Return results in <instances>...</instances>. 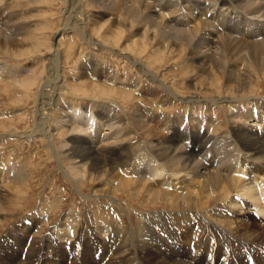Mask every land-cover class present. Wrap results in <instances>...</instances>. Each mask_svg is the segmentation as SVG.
<instances>
[{"label": "bare ground", "instance_id": "1", "mask_svg": "<svg viewBox=\"0 0 264 264\" xmlns=\"http://www.w3.org/2000/svg\"><path fill=\"white\" fill-rule=\"evenodd\" d=\"M10 1L0 0V49H14L13 51L19 54V47L28 45L35 48L38 44L20 43L18 36L20 37L21 31L24 30L20 27L22 21L8 19L15 18L18 10H23L24 5H20L21 8L15 13L14 9L11 11V5L18 6V3L14 0L10 4ZM92 1L101 7L100 16L96 19L100 18L98 21L102 20V23H98L93 17L90 18L92 22L98 23L97 31L101 29L105 17L112 21L111 24H119L122 30L129 25V45L134 44V38L130 34L137 35L140 39L145 31H148L160 50L177 51L174 58L177 61L182 60V73L190 82L186 84L187 88L196 89L197 83V88L206 87L216 94L207 93L201 97L198 96L202 95L199 91H194L189 92L191 96H179L171 82L162 77L163 73L159 74L157 68L154 70L143 57L132 55L134 48L131 49L132 54L128 48L115 50L113 44L118 38L111 39L113 43L108 45L106 39V42L97 39L94 31L87 29L89 19L84 20L88 16L85 0H63L60 10L61 32L76 34L87 49H106L109 55L127 60L153 84L147 86V93L154 97L152 100H156L158 106L152 112V109L149 110L152 106L146 107L152 105V101L143 98L146 103L144 107L151 111L148 121L144 120L145 116L142 119L134 112L124 113V108L114 97L132 96L130 93L128 96L119 87L112 86V75L110 76L104 67L100 74L103 84L96 83L94 87L105 92L100 97H106L99 100L114 106V109L111 112L113 114L101 112L103 109H100L98 114L105 121L112 120L113 125L119 122L122 128H125L124 133L117 135V140L124 147L122 149L121 146H116L124 151L121 150L122 154L120 152L117 157L113 156L116 147H111L116 144L111 143L107 148L104 147L106 149H98L94 141V145L91 142L93 138L76 133L75 128L66 126V111L60 101H81L86 105L87 100L78 95L82 89L71 87L69 84L73 90L68 86L62 70V52L58 47H54L48 56L42 79L36 83L39 88L33 95V125L27 131H17L11 127L13 134L2 136H14L23 142L41 141L50 157L61 165L62 173L74 184L83 179L89 181L94 173L100 177L108 174L114 181L121 183V187H130V203H134L142 194L144 200L151 198L155 203L162 202L165 209L161 212H142L132 216V224L141 225V231L135 230L134 227L130 239L124 231L122 217L119 218L120 223L107 220L104 216L106 220L98 218L97 221L92 220L86 227H82L73 221L75 218L71 219L67 214L49 229L46 245L41 237L32 240L5 237L0 263L47 264L49 261L50 264H88L85 260L90 252V255L101 260L117 253L126 257L128 255L126 264H192L188 261L198 253L201 254V261L194 264H246L248 257L255 260L256 264H262L264 95L258 97L252 94V90L259 83V79H262L260 81H263L264 85V0ZM6 2L8 4L5 7ZM110 14L119 18H109ZM26 15L30 16L29 13ZM123 15H126L125 18ZM17 27L20 28L15 31ZM113 33L114 30L109 29L105 38ZM143 53L140 49L137 54ZM19 56L14 58L16 63L21 60ZM6 60L1 63L2 69L7 74L17 73V68L14 70ZM27 70L23 68L18 72L21 74ZM173 72L180 75L178 71ZM4 77L3 75L2 79ZM256 82L258 83L255 84ZM28 86L31 87L30 84ZM129 86L132 87L133 84L130 82ZM218 87L222 88V93L217 92ZM162 92L166 95L163 99ZM176 103L195 108L189 112L188 109H183V106L171 115H166V111L161 108V104ZM167 120L173 122L164 126ZM162 122L165 124L162 125ZM64 129H67L70 135L75 134L78 137L65 136L62 132ZM209 148L215 153L207 156ZM63 159L68 164H63ZM12 167L16 172V165L9 163L6 156L2 158L0 187H13L22 183V176L25 174L23 169L26 167L17 166L20 171L17 170L18 173L15 174L11 173ZM105 186L100 194L112 198L114 203L117 195L113 188L115 185ZM149 207L146 206V209ZM38 209L40 216L41 208ZM2 213L0 209V215ZM250 213H255L263 225L257 226L251 222ZM47 219V216L44 217V222ZM19 222L10 227V232L19 224H34V220ZM194 223L197 226L193 228ZM19 233L25 237L21 230L13 232L14 235ZM1 239L4 240V237ZM19 245L22 247L18 248ZM49 247L51 257L46 253ZM78 251L81 255L74 258L71 256L73 259L69 260L66 258L70 253ZM23 255H26L25 260Z\"/></svg>", "mask_w": 264, "mask_h": 264}, {"label": "rangeland", "instance_id": "2", "mask_svg": "<svg viewBox=\"0 0 264 264\" xmlns=\"http://www.w3.org/2000/svg\"><path fill=\"white\" fill-rule=\"evenodd\" d=\"M12 1L14 0H11L10 4H12ZM16 1L18 3L17 4L18 6L13 7L12 4L11 11L14 9L15 10L14 12L16 13V10L21 8L19 7L20 5H24V8L23 10L21 9L18 10L19 11V13H17L18 15H16L15 18L13 17L11 20L9 18L8 21H14V19H17L20 22L22 21V23H20L21 24L20 27L23 28L24 30L21 31L20 37L18 36V39L20 38L19 39L20 43L24 42V43H32L38 45H36L35 48L30 47L28 45H24L22 46V48L19 47L21 54L14 52L13 51L14 49H8V48L0 49V70H1L0 73L3 72L2 74H0L1 75L0 85H2L4 88L6 86L5 90L3 87L0 86V114H1L0 162L2 158L6 156L8 158L9 163H11L12 165H16L17 173H18L17 170H19L17 166L19 168H21L22 166L24 168L26 167V169H23L25 174L21 172V174H23V176L21 175L23 177V180H24V176L26 179L24 180V182L22 180V183L20 182L19 185H14L13 187H8L3 185H1L2 187H0L2 189V191L0 192L1 203H2L0 205V209H2L3 212L2 215H0V219L2 220V221L0 220L1 221L0 238L4 237V240L3 239L0 240V255L4 253V252L2 253L3 250L2 244H4L6 241L5 237H7V239L21 237L29 240H32V238L41 237V240L44 239V244L46 245L45 240L49 233V229H51L53 224L58 223L63 218V216L67 214H69L71 219L75 218L73 221H75V223L78 224V226H82V227H86L88 223L91 222L92 220L97 221L98 218H101V220L111 219L110 221H115L117 223H120L119 218L122 217V220L125 225L124 231L125 233L128 234V239H130L131 238L130 235L133 232L134 227L135 230L141 231V225L139 224L133 225L131 221V217L135 215H139L142 212L143 214L150 211L161 212L163 209H165V207H163L164 204L162 202L155 203L156 201H152L151 198L144 200L141 194V197L136 199L134 203H130L132 201L130 197V187H121V183H119L116 179H115L116 181H114L112 176H108V174L101 175L100 177L99 174L94 173L93 176L92 175L90 176L92 179L90 178L89 181L83 179L80 180L78 183L74 184L68 177H66L62 173L61 165L58 164V162L54 158L50 157V155L43 146L44 144L41 141H38V143H36L33 140H30V142L24 140L23 142L21 140L18 141V139H16L14 136L4 138L2 135L13 134L11 127H14L15 130L17 131H27L33 125V120L31 117V111H32L31 109L35 105L33 95L37 93L39 88L38 85H36V83L41 81L42 73L43 71L46 70L47 67L46 64L48 62V58H49L48 56L50 54V51L54 47H58V49L62 52V53L60 52L64 59L62 61V66H63L62 70H63L64 78L65 80H67L66 82L68 83V86L70 84L71 87L73 86L76 87L77 89H82L81 90L82 92L78 93V95L81 98L87 100L86 105H84L81 101H72V100L70 102H64V101L62 102V100L60 101L64 111H66V115L64 116L67 124L66 126L75 128V131H77L76 133H80L81 135L90 136V138H93L91 142L93 145L95 143L98 149H102V148L106 149L109 143L116 144L111 148L116 146L119 147L121 146L120 148L123 149L124 146H122L123 144L117 140L118 138L117 135L119 134L120 136L122 133H124V129H125L122 128V124L120 125L119 122H115L114 123L115 126H114L112 124L113 123L112 120L105 121L98 114V111H101L102 109L103 110L101 112L104 113L110 112V114H113L111 112H113L114 109L113 108L114 106L99 100L101 98L103 99V97H106V95L100 97L105 92L98 88H95L96 83L103 84V81L100 77L102 69H104V67L107 68L108 72L110 73V76L112 75L110 81L112 82L113 87H119L120 90L126 92L128 96L129 93L132 96V97L121 98L120 96L116 97L115 95L114 98H117L120 105L125 109V111L123 109V112L124 113L134 112L136 116L142 119L145 116L144 120L146 121H148L149 114L151 113V111L153 112L156 106H158L157 103H155L156 100L155 101L152 100L154 97L150 96L147 93V89H148L147 86L153 84L147 81V79L144 78V75L140 74L133 66H131V64L127 60L123 59V57L111 56V54L109 55L105 51L106 49L101 51L94 49H87V46L79 41L80 39H78L76 34L68 35L62 33L60 30L61 29L60 26L62 23L60 10L62 8L63 0H19V2L18 0ZM7 4L8 3L6 2L5 7L7 6ZM75 8H77L76 5ZM85 8L87 10L86 15L88 16L87 17L85 16L86 18L84 20L86 21L89 19L87 21V25H88L87 29H89L91 32L94 31L93 33L97 37V39L100 40L106 39L107 42L106 40L105 42L109 45L113 43L111 39L117 40L118 38L117 42L113 44L115 50L129 49L128 51L131 52V49L134 48L133 54L132 52L131 54L134 56L143 57L145 61H148L152 65V68L154 70L157 68L156 70H158L157 72H159V74L162 75L163 73L162 77L165 78L167 82L168 81L171 82V84L174 86V89L176 90V93L179 96L181 97H186L189 95L191 96L190 93L194 91H196V93H198L199 91V93H201L202 95H198V96L201 97H203V95L205 96V94L207 93L211 95L216 94L214 91L206 87H205L206 89L197 88L198 85L197 83L195 85L196 89L187 88L186 84L188 85L190 82H188V79L185 78L184 77L185 75H183L182 73L183 72V68L181 66L182 60L177 61L174 58L175 54H177L176 53L177 51L175 50L173 52L172 51L169 52L165 50H160L156 46L157 45L156 41L152 40L151 38L152 34L148 33V31H145V34L140 39L137 38V35L134 36L133 34H130L131 36H133L132 38H134V44H133L135 45L134 47L132 44L129 45L130 43L128 40L130 38V36H128L129 25H127L122 30L119 24L117 23L111 24L112 21L107 19L108 17H105L104 19H106L105 20L106 23L104 22L103 25L101 26V29L97 31L96 30L97 24L102 23V20L98 21L100 18L96 19V17L100 16L99 10H101V7L98 6V4H96V2L92 0H85ZM27 13H29L30 16H27L26 15ZM111 15L112 14H110L109 18L115 20L119 18V16L112 15L113 16L112 17ZM125 16L126 15H123V18H125ZM92 17L95 20H97L98 23L92 22V20L90 19ZM20 27L15 28V31H17L18 28ZM109 29H113L114 33L108 34L107 38H105ZM122 46L125 47L123 48ZM140 49H142L144 52L141 55L137 54L140 51ZM30 50H33V52H28ZM17 56H19V59H21L18 63H16L17 62L16 60H14V58H18ZM5 60L7 64H9L14 70L17 68L16 69L17 73L7 74L5 70L2 69L1 63L5 62ZM19 68L20 70H18ZM23 68L28 69L29 71L27 70V72L25 71V73L22 72L20 74V72L18 71H21ZM173 71H178L180 75L179 74L176 75ZM82 73L84 74V76ZM3 75L6 77V78L4 77L5 79L4 78L2 79ZM181 77L182 79H180ZM260 80L262 79H259L258 81L259 83L258 82L255 83L258 84L254 86L255 89L253 88L252 90L253 92L252 94H256L258 97L264 95L263 81ZM130 82L131 84H133L132 87L129 86ZM28 84L31 85L30 88H28L29 87ZM90 85H92V87ZM88 88H91L90 89L91 92ZM222 91H223L222 88L218 87L217 92L222 93ZM165 96H166L165 93H163L161 99H163ZM143 98L152 101V105H146L147 108L149 106H152L149 107L150 108L149 110L152 109L151 111H149L148 109L147 111L146 107H144L146 103H144L145 101H143ZM183 106H184L183 103H176L174 105L161 104V108L166 111V115H171L175 113L176 111L182 109ZM189 108L190 105L185 104L183 109L185 110L188 109L189 112H192L193 108L195 107L190 109ZM123 112L122 114H124ZM168 120L165 121L166 124L162 122V125L164 123L165 124L164 126H166L169 123H171V121L173 122V120L171 121ZM200 122L201 120L198 121V123ZM115 130L119 132H116ZM62 132L65 133V136L67 137L68 135H70L67 129L62 130ZM70 136L74 137L77 135L72 134ZM125 136L127 135L125 134ZM58 140L59 139L57 138V141ZM105 146L106 148H104ZM119 147L114 148L115 152H113V156L116 155L115 157H117L118 155L122 154L121 152L122 149H120ZM214 153H215L214 150L212 148H209L206 155L210 156ZM62 163L66 164L67 162L63 159ZM65 167L68 166L66 165ZM16 172H14V167H12L11 173L15 174ZM110 177L112 178V181ZM95 179L98 180L96 181ZM108 179L110 180L109 183L107 182ZM100 181H102V183ZM105 185H108L110 187H113L115 185L113 188L116 190L117 195L116 198H114L115 199L114 203H112V198L100 194L102 188L104 187L106 188ZM108 186L107 188H109ZM95 187H97L96 189L100 187L101 188L98 189L97 191ZM93 193L96 194L94 195ZM145 205L147 207L150 206L149 209L148 208L146 209ZM39 207L41 208L40 216L38 212ZM167 208L169 207H166V209ZM104 210L106 211L109 210V211L106 212ZM179 210H181V207H179ZM46 216L48 217V219L46 222H44L43 219ZM104 216L106 217V219H104L105 218ZM249 219L251 222H254L257 226L263 225V223L260 222L259 219H257L255 213H250ZM33 220H34V224H26V225L19 224L14 228L12 232H10V227L15 222H19V221H20L19 223H22L24 221L32 222ZM196 226H197L196 223L192 225L193 228ZM18 230H21L22 233H25V237L24 235L21 236L20 233L19 235L13 234V232H16ZM10 233L13 235H11ZM50 236L53 237V235ZM20 247L22 246L19 245L18 248ZM50 252L51 250L49 247L48 250L46 249V253L48 254V256L51 257ZM88 253L89 255L88 257H86L85 260L88 264L128 263L127 260L128 255L126 257L122 254L120 255L119 253H117L114 254V256L110 255L109 257H107V259L101 260L97 256L94 257L90 255V252ZM79 255H81L80 251H78V253H70L66 258L69 260ZM71 256L73 258H71ZM19 258L20 256L18 257V259ZM23 258L25 260L26 255H23ZM199 261H201L200 253L193 255L188 262L194 264ZM47 264H50V262L48 261Z\"/></svg>", "mask_w": 264, "mask_h": 264}]
</instances>
